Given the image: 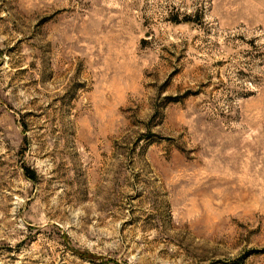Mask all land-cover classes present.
Segmentation results:
<instances>
[{"label":"rangeland","instance_id":"374dc122","mask_svg":"<svg viewBox=\"0 0 264 264\" xmlns=\"http://www.w3.org/2000/svg\"><path fill=\"white\" fill-rule=\"evenodd\" d=\"M0 264H264V0H0Z\"/></svg>","mask_w":264,"mask_h":264}]
</instances>
